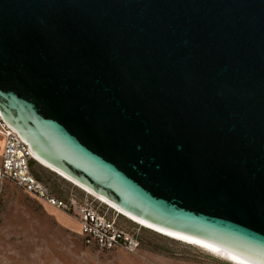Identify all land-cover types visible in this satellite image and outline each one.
<instances>
[{"label":"water","instance_id":"95a60500","mask_svg":"<svg viewBox=\"0 0 264 264\" xmlns=\"http://www.w3.org/2000/svg\"><path fill=\"white\" fill-rule=\"evenodd\" d=\"M0 115L124 211L264 264V0H0Z\"/></svg>","mask_w":264,"mask_h":264},{"label":"rangeland","instance_id":"374dc122","mask_svg":"<svg viewBox=\"0 0 264 264\" xmlns=\"http://www.w3.org/2000/svg\"><path fill=\"white\" fill-rule=\"evenodd\" d=\"M32 164L40 181L54 195L66 201L86 203L99 215L115 219L120 228L138 238L140 246L135 251L87 246L78 219L6 181L0 184V264L230 263L201 247L143 227L38 162Z\"/></svg>","mask_w":264,"mask_h":264},{"label":"built area","instance_id":"2783aa9c","mask_svg":"<svg viewBox=\"0 0 264 264\" xmlns=\"http://www.w3.org/2000/svg\"><path fill=\"white\" fill-rule=\"evenodd\" d=\"M0 133L5 139L0 161V184L11 181L48 205L73 215L80 223L81 236L87 246L102 250L121 247L135 251L139 248L138 238L120 228L115 219L99 215L86 203L57 197L38 180L31 170V164L36 160L28 143L8 126L1 115Z\"/></svg>","mask_w":264,"mask_h":264},{"label":"bare ground","instance_id":"6f19581e","mask_svg":"<svg viewBox=\"0 0 264 264\" xmlns=\"http://www.w3.org/2000/svg\"><path fill=\"white\" fill-rule=\"evenodd\" d=\"M34 155V159L40 164L42 165L44 168H47L48 170L54 172L55 174H57L58 176H60L61 178H64L65 180H67L68 182L74 184L75 186H77L78 188L82 189L83 191L87 192L89 195L95 197L96 199H98L99 201L103 202L104 204H106L107 206H109L110 208L114 209L115 211L119 212L121 215H124L126 218L131 219L132 221L136 222L137 224L149 228L157 233L162 234L163 236H167L169 238L175 239V240H179V241H183L184 243H188V244H192V245H196L198 247H201L204 250L210 251L218 256H221L223 258H225L226 260H228L230 263L232 264H247L245 262H242L230 255H227L221 251H218L210 246H207L203 243H200L198 241H195L193 239L163 230L161 228H158L154 225H151L149 223H147L146 221L124 211L123 209H121L120 207L116 206L114 203H112L111 201L107 200L106 198H104L103 196L93 192L91 189H89L88 187H86L85 185L80 184L78 181L72 179L71 177H69L68 175H66L65 173L61 172L60 170H58L57 168L53 167L52 165L46 163L43 159L39 158L37 155ZM195 247V246H194ZM224 261V260H223ZM229 263V264H230Z\"/></svg>","mask_w":264,"mask_h":264},{"label":"crops","instance_id":"0c3cea01","mask_svg":"<svg viewBox=\"0 0 264 264\" xmlns=\"http://www.w3.org/2000/svg\"><path fill=\"white\" fill-rule=\"evenodd\" d=\"M4 142H5L4 136L0 133V161L3 154Z\"/></svg>","mask_w":264,"mask_h":264},{"label":"trees","instance_id":"16d2710c","mask_svg":"<svg viewBox=\"0 0 264 264\" xmlns=\"http://www.w3.org/2000/svg\"><path fill=\"white\" fill-rule=\"evenodd\" d=\"M33 162H35V161H33ZM33 162H32V163H33ZM31 170H32L33 174L35 175V177H36L38 180H41V177H40L37 173H35V171L33 170V164H31Z\"/></svg>","mask_w":264,"mask_h":264}]
</instances>
